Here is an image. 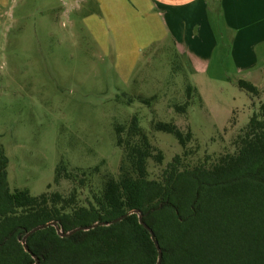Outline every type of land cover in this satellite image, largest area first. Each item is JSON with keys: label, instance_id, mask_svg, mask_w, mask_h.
<instances>
[{"label": "rangeland", "instance_id": "obj_1", "mask_svg": "<svg viewBox=\"0 0 264 264\" xmlns=\"http://www.w3.org/2000/svg\"><path fill=\"white\" fill-rule=\"evenodd\" d=\"M140 2L0 0V145L9 191L68 194L75 186L84 205L100 193L103 176L118 175L124 152L116 126L127 129L135 117L162 151L161 165L148 163L154 178L183 150L153 123L190 130L186 149L198 162L227 149L264 99L263 90L256 98L238 86L264 89V41L232 46V34L212 14L211 57L190 67ZM148 98L150 104L140 102ZM60 163L75 181L55 180Z\"/></svg>", "mask_w": 264, "mask_h": 264}, {"label": "trees", "instance_id": "obj_2", "mask_svg": "<svg viewBox=\"0 0 264 264\" xmlns=\"http://www.w3.org/2000/svg\"><path fill=\"white\" fill-rule=\"evenodd\" d=\"M238 86L256 98L264 91L244 81ZM149 100L140 102L150 104ZM187 104L175 108L184 110ZM252 108L228 148L198 162L192 160L195 152L186 149L190 130L183 133L173 123H153L154 131L171 134L183 150L154 178L149 177L148 163L161 165L162 151L152 146L135 117L127 129L116 126V146L124 152L118 175L103 176L100 193H93L84 205L75 186L68 194L9 191L0 145V264H33L31 254L39 264H156V248L136 214L67 238L46 227L27 238L28 251L20 242L38 225L56 222L67 232L134 210L153 232L160 264H264V99ZM234 121L233 116L231 126ZM62 177L76 179L60 163L55 180Z\"/></svg>", "mask_w": 264, "mask_h": 264}, {"label": "crops", "instance_id": "obj_3", "mask_svg": "<svg viewBox=\"0 0 264 264\" xmlns=\"http://www.w3.org/2000/svg\"><path fill=\"white\" fill-rule=\"evenodd\" d=\"M142 1L139 10L147 9L160 20L177 54L190 67L201 66L211 57L216 41L210 21L212 14L221 18L225 30L232 34V46L244 44L251 48L264 41V0ZM244 30L250 34L248 37Z\"/></svg>", "mask_w": 264, "mask_h": 264}, {"label": "water", "instance_id": "obj_4", "mask_svg": "<svg viewBox=\"0 0 264 264\" xmlns=\"http://www.w3.org/2000/svg\"><path fill=\"white\" fill-rule=\"evenodd\" d=\"M129 214H136L139 224L149 233L150 238H151V240L154 243V246L156 248L157 255H158L156 264H160L161 263V250H160V247H159L158 243L154 239V235H153L152 230L143 222L142 215H141V213L138 210L131 211L128 214L120 216L117 219H114V220H112L110 222H103V223H100V224L94 223V224L89 225V226L77 227V228H74V229L69 230L67 232H62L56 222H49V223H46V224L38 225V226L32 228L31 230H29L28 232H26V234L21 238L20 242H21V245H22L23 249L28 251L27 245H26L27 238L30 235H32L33 233H35V232H37L39 230H43L46 227H49V226L54 227L59 237L67 238V237L73 235L76 232L89 231V230L95 228L98 225H100V226H108V225H111L113 223H117V222L121 221L123 218H125ZM31 256H32L33 261H34L33 264H39L38 258L36 256L32 255V254H31Z\"/></svg>", "mask_w": 264, "mask_h": 264}]
</instances>
